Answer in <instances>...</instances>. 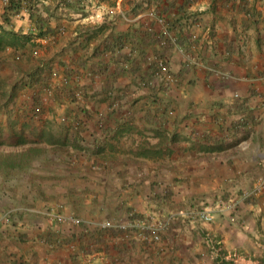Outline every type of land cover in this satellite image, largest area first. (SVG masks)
Segmentation results:
<instances>
[{
	"label": "crops",
	"instance_id": "0c3cea01",
	"mask_svg": "<svg viewBox=\"0 0 264 264\" xmlns=\"http://www.w3.org/2000/svg\"><path fill=\"white\" fill-rule=\"evenodd\" d=\"M158 1L84 0L82 9L61 19L58 43L40 52L39 61L24 55L12 80L0 77V264H85L92 255L83 251L93 246L106 249L89 264H150L146 251H153L156 264H188V257L213 264L215 244L206 228L185 224L180 212L203 196L238 193L264 173V0ZM154 8L169 11L157 15ZM168 17L179 18L182 27L167 31ZM12 22L31 30L25 12ZM144 31L174 42L149 43ZM118 35L132 42L118 52L95 49ZM160 51L174 76L170 84L151 78ZM65 63L70 68L64 72ZM100 64L102 73H90ZM25 72L47 81L37 120L21 114L37 88L18 80ZM64 77L88 90L80 126L68 129L77 132L81 149L36 143L41 130L43 138L54 133L47 127L62 116L71 124L68 114L78 103L59 90ZM21 139L27 142L18 144ZM36 144L42 152H34ZM2 150L12 156L4 159ZM153 213H179L171 218L187 226L151 246L135 237L117 247L118 236L95 232L100 220ZM57 214L81 222L57 220ZM239 228L228 233L241 235ZM186 230L192 244L179 241Z\"/></svg>",
	"mask_w": 264,
	"mask_h": 264
},
{
	"label": "trees",
	"instance_id": "16d2710c",
	"mask_svg": "<svg viewBox=\"0 0 264 264\" xmlns=\"http://www.w3.org/2000/svg\"><path fill=\"white\" fill-rule=\"evenodd\" d=\"M84 0H5V2H1L0 0V51H3V49H8L11 48L13 51V55H15L16 57H23L25 55V57L29 58L32 54V51L34 48H36L39 43L40 40L45 39L46 41H48L50 46V40L51 41H56L58 40V36L59 34H61V30H62V24H61V19L62 18H67L70 16L69 12H75V11H79V9H82V2ZM100 1H104V0H100ZM107 2H110V0H105ZM149 4H151L152 2H156L154 4H157L159 1L158 0H147ZM141 3V2H140ZM139 2L134 4L133 7V11H136V8L141 6ZM161 3V2H160ZM138 9V8H137ZM21 11H25L28 14V18L30 21V31L27 32H23L21 28L15 29L14 24L12 22V17L14 15L19 14ZM81 11V10H80ZM155 13H157V15H161V14H166L169 10L167 9H159V8H154ZM247 12V11H246ZM84 13V12H82ZM249 14V12L247 13ZM187 17V16H185ZM192 18V17H191ZM191 18H186L185 22L187 23H192V19ZM54 21V24H52L51 22ZM165 21L166 18H165ZM155 21L151 20V23H153ZM182 27V22H180L179 18H174L172 20L169 19L168 17V21H167V31L173 30V29H179ZM139 32H141L139 30ZM144 36H146V38L148 39L149 43H153V42H158L159 45L162 43V46H166V44L168 43H172L174 41H172L170 38L164 36V33L162 32H158V31H144L143 33ZM128 39L124 36H117V38L115 40L112 41H108L107 39L102 40L100 43H98V46L95 47V49L97 50L98 48H100V46L103 45V48L105 50H112L113 51H119L123 46H125L126 43L128 42H132L131 40L127 41ZM142 40H146V39H142ZM161 42V43H160ZM138 43H141L140 41H138ZM167 47V46H166ZM20 49V50H19ZM164 49V48H163ZM19 52H18V51ZM165 51V49H164ZM163 51V52H164ZM160 55H158L156 57V65H154V68H152L151 70V78L156 77L158 80H160L158 78V75H163L166 74V72L170 73L172 75V78L174 80V76L172 74V72L169 69V66L167 64V62L165 60H163L164 58V54H162V51L159 52ZM162 54V55H161ZM32 57V56H31ZM18 59V58H17ZM158 59H162V63L161 65L158 64ZM162 64L165 66V70L166 71H162ZM40 66H43V63H40ZM59 66H63V64H59ZM69 64L65 63V66H63V70L64 72L69 69ZM47 70H50V67L46 68ZM104 69L103 65H99L96 66L94 69H91L93 75L96 73H102ZM134 70L137 69V66H135L133 68ZM76 71V70H75ZM73 71V72H75ZM50 75L51 76H55V74H57V70H50ZM60 72V71H59ZM163 72V73H162ZM20 81H24L25 85L24 87L27 86H37V90L33 91V97L31 98L32 100V104L29 107H24L25 110H22L21 114L24 115L25 114H29V117L31 120L34 117V114H36L38 117L40 115L41 112H43V108H42V99L40 97V91L44 88V87H48L47 86V81L45 78H35L33 74H30L28 72H25V74H23L22 76L19 77ZM151 81V80H149ZM161 81V80H160ZM162 83V82H161ZM61 89L59 88V90L62 92L63 95L66 96V98L70 99L73 102H77L75 104H77V106L70 110V118H71V124L67 125L66 122V116H62L61 120L59 122H55V127H53V125L47 127L49 128V131H54L53 134H50L49 136H47L46 138L41 137L43 135L45 131L41 130V132L38 133V138L36 143L41 144V146H43V144L46 145H54V146H58V147H62L63 145H70L73 148H77V149H81L82 147L79 145L78 140H80L78 138V134L77 132H74V134L72 135V133L70 134L68 129L70 127H78L81 124V115H85L84 113H86L87 108L83 105V103H86V99H87V91L85 90V88L77 86V85H72L67 77L62 78V83H61ZM10 98V97H9ZM46 99V98H44ZM59 100V99H57ZM31 103V102H30ZM82 103V104H80ZM12 110H10L11 112ZM171 110H168V112ZM28 120V119H27ZM97 125L102 129L103 128V123L102 120L97 121ZM23 129V128H22ZM18 132H16L15 134H17ZM197 133L192 132V136L191 138L194 139V137L196 138ZM18 141V140H17ZM27 142L25 139H21L19 140L17 143L18 144H22ZM36 144V148L34 150L35 153L38 152H42L43 150L37 146ZM239 199L241 201L244 202V204H248L251 206H254L257 204V200L253 197H251V195H247V194H239ZM224 197V196H223ZM204 204L202 205H198L196 206V208L202 207ZM246 214V213H245ZM244 214V215H245ZM248 216H250V213H248ZM246 214V218L247 217ZM133 216V215H132ZM136 219V217H132L133 220ZM255 221H254V229L256 230V232L263 238H264V228L261 226V221L259 220L258 217H254ZM147 221L146 219L143 220V222ZM182 225L181 222V218H175L174 219H166L163 220L162 222V229H160V239L163 240H170V237H172L171 234V230L178 226V225ZM140 228H137V226H135L133 223H131L129 226H126L124 228L121 227H111V228H99L96 229L95 232L97 234H113L118 236V244L117 247H119L121 244H128L131 243L132 241H134L136 238L135 237H140V238H145V239H151L153 242H156L157 239L153 238L151 236V234L149 232H143L139 230ZM88 233V235H90V232H86L85 234H83L84 236H86ZM88 237V236H86ZM160 240V241H161ZM101 241V240H100ZM140 244L144 246H151L149 245L146 240H139ZM218 244H216L215 246L212 247V249L214 251H216V254H214L213 256V264H234L232 262V260H229L228 258H226V251L223 249H219ZM81 248V246L78 247V249ZM151 248V247H148ZM106 247H97V246H93L90 248H87L86 251H83V254H87V255H98V251H105ZM79 250H74L73 255H75L76 253L78 254ZM153 251H146L144 256L146 257L145 259H148L149 256L153 257L152 260H150V264H156L155 263V255L153 256L152 254ZM93 258V257H92ZM254 260H256L257 264H264V252H262L257 258H254ZM14 264H24L23 262H16Z\"/></svg>",
	"mask_w": 264,
	"mask_h": 264
},
{
	"label": "rangeland",
	"instance_id": "374dc122",
	"mask_svg": "<svg viewBox=\"0 0 264 264\" xmlns=\"http://www.w3.org/2000/svg\"><path fill=\"white\" fill-rule=\"evenodd\" d=\"M40 43L43 44V47L46 48L42 49L41 45H38L33 49L31 54V56L38 59V61L40 60L39 53L45 51L48 47H50L48 46V41H46L45 39L40 40ZM57 43L58 40H56L55 42L50 40L51 46H55ZM40 47L42 50H40ZM13 51L14 50H12L11 48H8L7 51L3 50V52H0V77L4 80H12L14 73L13 71L16 70L17 67L23 66L22 62L25 61L22 60L23 58L20 57V59L19 57L13 55ZM11 57L15 58V60L11 59ZM24 59H26V61L28 60L27 57H25ZM14 106L8 107V110L14 109ZM37 118L38 116L34 114L33 119L37 120ZM1 154L4 159L12 156L9 150L5 151L4 153L2 150ZM0 159H2L1 155ZM39 164H43V162H40ZM261 176L262 173H259L257 176H255L256 180L258 181ZM257 181L253 186H249L241 191H238V193H231L225 199H223L224 195L221 194L218 195V200H216L217 196H214L212 198L210 196H203V198L199 200L197 205L189 206L190 209L180 212V214L184 216V218H186L185 221L187 222L185 224H194L195 228L197 229L206 228L205 230L208 234L206 237L210 239L215 245H220L219 248H223V250L226 251V258L232 260L234 264H257L254 258H257L262 252H264V238L263 236L261 237L254 229V220L252 219L255 216H258L259 220L261 221V226L264 228V201L260 203L261 201L259 200L257 201L258 204L256 206H251L248 204H244V202L241 201L238 196L239 194H247L256 199V197H259V195H261L260 193L264 194V187L260 190H257ZM202 204H204L202 207L196 208V206H200ZM247 212L250 213V216H248ZM245 213L247 214V217L250 218H246ZM169 214L161 218L157 217L156 213H153L147 215V217H139L133 220L118 219L113 222L126 225L128 224L127 226L133 223L135 226H137V228H140L141 224L146 225V223L152 224V226L155 227H160V224H162L163 220L169 218L170 220L174 219L171 217L174 215L176 216L179 213ZM144 219H146L147 221L143 222ZM185 224L183 223L182 225L187 226ZM233 226L237 228L243 227L241 228V235L228 233V230ZM160 229L159 238L156 240V242H160L161 240ZM139 230L143 231L141 228ZM186 232L187 230L185 232H182L179 241L180 243L182 242L181 244H192V241L190 240ZM226 234L228 235L226 236ZM216 235L218 236L217 238L215 237ZM140 240H146L147 242L155 243L149 238H140ZM211 241L209 242L210 245L213 244ZM92 257L93 255L89 257L90 261L88 262L84 260V263L89 264L93 259ZM187 259L188 264H202L199 263L198 260H193L190 257H188ZM194 261L197 263H192ZM140 263L141 262L139 261H134V264ZM176 264H181V262H178Z\"/></svg>",
	"mask_w": 264,
	"mask_h": 264
},
{
	"label": "built area",
	"instance_id": "2783aa9c",
	"mask_svg": "<svg viewBox=\"0 0 264 264\" xmlns=\"http://www.w3.org/2000/svg\"><path fill=\"white\" fill-rule=\"evenodd\" d=\"M1 2H5V0H1ZM21 12H25V11H21ZM20 12V13H21ZM19 13V14H20ZM26 13V12H25ZM19 14H17V15H19ZM27 14V13H26ZM28 15V14H27ZM157 20L159 21V22H163V19H162V17H158L157 18ZM162 59H158V64H160L161 65V63H162ZM162 71H166L165 70V66L162 64ZM163 73V72H162ZM158 78L160 79V80H162L165 84H170V83H172L173 82V78H172V75L170 74V73H168V72H166V74H163V75H158ZM264 78V77H263ZM235 95H237V94H235ZM258 184H257V190H260L261 188H263L264 187V173L262 174V176L258 179ZM68 220V221H70V222H72L73 224H79L80 222H81V219L80 218H78V217H74V216H71V215H69V216H66V217H64V216H62V215H59V214H57V220ZM128 225V224H127ZM126 224H119V223H115V222H113V221H111V220H107V219H105V220H100V221H98L97 222V226L98 227H100V228H111V227H114V226H116V227H121V228H124V227H126L127 226ZM163 227V225L162 224H160V227H155V226H152V224H147L146 223V225H142L141 224V226H140V228L144 231V232H149L150 234H151V236L153 237V238H155V239H158L159 238V229L160 228H162Z\"/></svg>",
	"mask_w": 264,
	"mask_h": 264
}]
</instances>
